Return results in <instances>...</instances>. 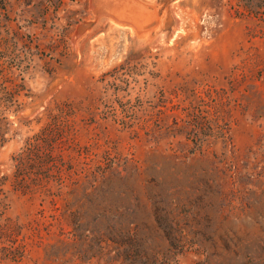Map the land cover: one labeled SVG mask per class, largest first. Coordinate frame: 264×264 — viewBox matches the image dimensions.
<instances>
[{"label":"rangeland","instance_id":"obj_1","mask_svg":"<svg viewBox=\"0 0 264 264\" xmlns=\"http://www.w3.org/2000/svg\"><path fill=\"white\" fill-rule=\"evenodd\" d=\"M0 264H264V0H0Z\"/></svg>","mask_w":264,"mask_h":264},{"label":"bare ground","instance_id":"obj_2","mask_svg":"<svg viewBox=\"0 0 264 264\" xmlns=\"http://www.w3.org/2000/svg\"><path fill=\"white\" fill-rule=\"evenodd\" d=\"M116 8V7H115ZM126 22V21H125Z\"/></svg>","mask_w":264,"mask_h":264}]
</instances>
